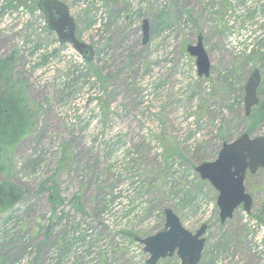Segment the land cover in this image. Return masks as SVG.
Returning <instances> with one entry per match:
<instances>
[{
    "label": "rangeland",
    "instance_id": "rangeland-1",
    "mask_svg": "<svg viewBox=\"0 0 264 264\" xmlns=\"http://www.w3.org/2000/svg\"><path fill=\"white\" fill-rule=\"evenodd\" d=\"M1 1L0 58L17 54L14 73L42 110L12 158L23 197L0 215V264H147L135 237L162 230L166 208L192 233L206 225L199 264H264V170L245 179L250 212L238 207L223 223L218 191L195 170L247 132L244 85L255 69L264 99V0H61L96 51L83 64L44 29L37 0ZM235 32L253 37L249 53L232 50ZM199 34L207 77L186 50ZM250 135L264 137V121ZM65 150L72 161L61 163ZM49 178L55 209L39 191ZM156 264L181 263L174 254Z\"/></svg>",
    "mask_w": 264,
    "mask_h": 264
},
{
    "label": "water",
    "instance_id": "water-1",
    "mask_svg": "<svg viewBox=\"0 0 264 264\" xmlns=\"http://www.w3.org/2000/svg\"><path fill=\"white\" fill-rule=\"evenodd\" d=\"M38 9L43 13L49 30L53 31L60 43H69L86 61L94 59V48L79 40L76 35V23L65 3L60 0H38ZM142 43L146 44L149 35L148 20H142ZM189 55L195 57L199 76H209L211 62L203 45L202 35L186 48ZM261 78L258 69L253 70L244 85L243 112L249 116L252 108L258 104L257 89ZM264 169V137H251L243 133L231 142H224L212 161L196 166L201 179L207 180L217 191L216 204L220 222L232 217L241 206L250 212L252 198L246 192L244 181L248 174ZM165 222L162 230L145 237L135 239L142 244L148 254L147 264H156L160 259L176 254L181 264H199L205 239L206 225H201L194 233L183 227L179 218L170 209L164 210ZM264 226V221H263Z\"/></svg>",
    "mask_w": 264,
    "mask_h": 264
},
{
    "label": "trees",
    "instance_id": "trees-1",
    "mask_svg": "<svg viewBox=\"0 0 264 264\" xmlns=\"http://www.w3.org/2000/svg\"><path fill=\"white\" fill-rule=\"evenodd\" d=\"M16 59L14 51L0 58V215L12 209L23 197L22 188L12 181L15 169L12 158L26 137L36 132V114L38 117L42 110L41 106L33 104L28 98L29 86L20 72L14 73ZM244 119L247 133L258 129L264 121V99ZM64 161H72V154L67 150L62 153L61 163ZM48 181L50 185L45 186ZM43 189L49 191L48 200L55 209L61 203L57 183L49 178L41 184L39 191ZM74 203L77 204L76 208L81 205L80 194L74 197Z\"/></svg>",
    "mask_w": 264,
    "mask_h": 264
},
{
    "label": "built area",
    "instance_id": "built-area-1",
    "mask_svg": "<svg viewBox=\"0 0 264 264\" xmlns=\"http://www.w3.org/2000/svg\"><path fill=\"white\" fill-rule=\"evenodd\" d=\"M12 1H14V0H12ZM248 2L250 3V0H248ZM0 6H2V1L1 0H0ZM6 8H8L7 10H9V11H13V9L9 8V6H6ZM19 9H20L19 13H22L23 12L22 11L23 10L22 7H20ZM8 14L14 15V11H13V13L12 12L7 13V15ZM21 18H23V19L25 18V15H23V13H22ZM39 20H41V19H39ZM259 23L262 24L263 20H260ZM43 27H44V29L46 28L44 19H43ZM2 29L7 30L8 28L4 27ZM253 41H254L253 37L248 38V36H239L236 32L235 33H230V35H229L230 46L232 47V50L234 52H236L238 55H243V54L249 53L251 48L254 46ZM58 44H60V43L58 42ZM58 44H54L55 52L59 51L58 47H60V46ZM70 53H72L74 55V57H76V59H74V64H76V62H78L80 64H83V60L81 59V57L75 51L71 50ZM31 64H32V62H31ZM94 262H96V261L94 260V261H92L89 264H93ZM16 264H25V260H18L16 262ZM61 264H63V263H61Z\"/></svg>",
    "mask_w": 264,
    "mask_h": 264
}]
</instances>
